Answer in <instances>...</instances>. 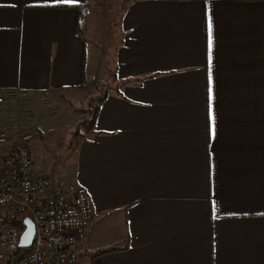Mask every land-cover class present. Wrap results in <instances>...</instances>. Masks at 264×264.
I'll return each mask as SVG.
<instances>
[{
    "label": "crops",
    "instance_id": "1",
    "mask_svg": "<svg viewBox=\"0 0 264 264\" xmlns=\"http://www.w3.org/2000/svg\"><path fill=\"white\" fill-rule=\"evenodd\" d=\"M112 1L0 0V168L7 95L107 83L75 148L33 124L94 207L63 264H264V0H124L113 34Z\"/></svg>",
    "mask_w": 264,
    "mask_h": 264
},
{
    "label": "built area",
    "instance_id": "2",
    "mask_svg": "<svg viewBox=\"0 0 264 264\" xmlns=\"http://www.w3.org/2000/svg\"><path fill=\"white\" fill-rule=\"evenodd\" d=\"M16 136L0 168V264H63L92 223L91 196L82 186L34 175L33 134L20 129ZM11 141L0 130V145ZM27 217L35 236L22 248Z\"/></svg>",
    "mask_w": 264,
    "mask_h": 264
},
{
    "label": "rangeland",
    "instance_id": "3",
    "mask_svg": "<svg viewBox=\"0 0 264 264\" xmlns=\"http://www.w3.org/2000/svg\"><path fill=\"white\" fill-rule=\"evenodd\" d=\"M111 3L112 6H116L111 11L113 20L111 25H109L110 32L113 34L114 31L118 30L120 24L117 16H121L127 7V3H125L124 0H115V2L112 1ZM102 86L103 83L95 84L91 81L86 89L77 92H69L63 98V108L59 106V100L56 102L53 100L54 98H43V96L48 95H34L39 97H32V95L28 96L22 93L18 94L17 92L15 94L11 93L7 96H15V101L12 100V110H9L6 115L4 114V128L12 127L13 130L21 129L24 131H31L34 141L38 136L41 137V135L34 130L35 127L33 125L35 120L40 118L38 122L41 127H44V132L46 133V140L42 141V144H44L43 147L49 148L51 151L53 150L51 147L60 148V150H62L61 145L62 142L64 143L63 140H66L68 143L69 141L72 142L73 131H75L80 123L89 119L92 116L94 108L99 105L100 99H102V90L100 89ZM40 96L42 97L40 98ZM67 96L77 97L70 98ZM7 105L9 106V104ZM41 111L44 112V114L42 113L43 115ZM32 150L34 153V160L37 161V163L34 164L39 168L40 174L47 172L51 180L54 181V179H59L57 180L58 182L54 181L55 183H63V178L58 176V174L63 175V171L68 170V166H63L64 161L67 159L65 155L68 153L66 152L65 155L61 154V157L58 156L57 158L50 155V158L48 157L46 161H43L44 150L42 152L41 149H34L33 146ZM73 166L74 165H72V167Z\"/></svg>",
    "mask_w": 264,
    "mask_h": 264
},
{
    "label": "trees",
    "instance_id": "4",
    "mask_svg": "<svg viewBox=\"0 0 264 264\" xmlns=\"http://www.w3.org/2000/svg\"><path fill=\"white\" fill-rule=\"evenodd\" d=\"M79 31H80V25H79V22H77L75 33L78 35ZM84 71H85V64L83 63V68H82L83 84L81 86H85V72ZM108 88L109 86L107 83L103 84V86L100 88L102 90L101 91L102 99H100L99 105H97V107L94 108L92 116L89 119H86L85 121H83L73 132L72 142L70 144L69 149H72L78 146L79 142L82 141L84 138H86L87 134H89L94 129L98 110L100 109V106L106 99L105 97L107 96Z\"/></svg>",
    "mask_w": 264,
    "mask_h": 264
},
{
    "label": "water",
    "instance_id": "5",
    "mask_svg": "<svg viewBox=\"0 0 264 264\" xmlns=\"http://www.w3.org/2000/svg\"><path fill=\"white\" fill-rule=\"evenodd\" d=\"M23 224L25 225L26 229L22 236L21 247L28 248L35 236V226L33 221L29 217L24 219Z\"/></svg>",
    "mask_w": 264,
    "mask_h": 264
},
{
    "label": "snow or ice",
    "instance_id": "6",
    "mask_svg": "<svg viewBox=\"0 0 264 264\" xmlns=\"http://www.w3.org/2000/svg\"><path fill=\"white\" fill-rule=\"evenodd\" d=\"M58 2H63V3H73L75 0H58ZM209 32L211 33V22L209 23ZM209 48L211 49V36L209 40ZM213 134H214V129H213Z\"/></svg>",
    "mask_w": 264,
    "mask_h": 264
}]
</instances>
